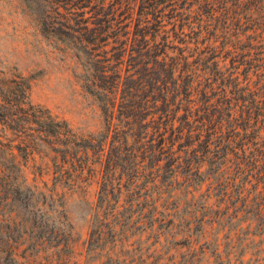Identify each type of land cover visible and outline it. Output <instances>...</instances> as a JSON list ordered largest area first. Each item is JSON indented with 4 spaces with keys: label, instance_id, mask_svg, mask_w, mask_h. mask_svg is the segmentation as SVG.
Listing matches in <instances>:
<instances>
[{
    "label": "rangeland",
    "instance_id": "obj_1",
    "mask_svg": "<svg viewBox=\"0 0 264 264\" xmlns=\"http://www.w3.org/2000/svg\"><path fill=\"white\" fill-rule=\"evenodd\" d=\"M65 3L0 0V264H264V182H173L137 124L115 134L111 44Z\"/></svg>",
    "mask_w": 264,
    "mask_h": 264
},
{
    "label": "trees",
    "instance_id": "obj_2",
    "mask_svg": "<svg viewBox=\"0 0 264 264\" xmlns=\"http://www.w3.org/2000/svg\"><path fill=\"white\" fill-rule=\"evenodd\" d=\"M64 2L97 54L111 49V88L125 85L108 111L114 125L124 122L115 134L137 124L151 139L142 142L148 158L170 160L173 182L179 167L193 182L207 179L204 163L215 164L214 182H264V0ZM259 152L255 170L250 155Z\"/></svg>",
    "mask_w": 264,
    "mask_h": 264
}]
</instances>
